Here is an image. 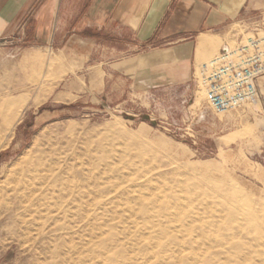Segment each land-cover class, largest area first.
Here are the masks:
<instances>
[{
	"label": "rangeland",
	"instance_id": "1",
	"mask_svg": "<svg viewBox=\"0 0 264 264\" xmlns=\"http://www.w3.org/2000/svg\"><path fill=\"white\" fill-rule=\"evenodd\" d=\"M21 38L0 37V264H264V75L218 112L156 55L96 76Z\"/></svg>",
	"mask_w": 264,
	"mask_h": 264
},
{
	"label": "crops",
	"instance_id": "2",
	"mask_svg": "<svg viewBox=\"0 0 264 264\" xmlns=\"http://www.w3.org/2000/svg\"><path fill=\"white\" fill-rule=\"evenodd\" d=\"M257 12L264 14V0H0V37L25 38L47 59L92 61L96 76L107 75V64L110 76L127 75L156 55L153 68L173 62L171 81L181 84L218 47L217 37Z\"/></svg>",
	"mask_w": 264,
	"mask_h": 264
},
{
	"label": "built area",
	"instance_id": "3",
	"mask_svg": "<svg viewBox=\"0 0 264 264\" xmlns=\"http://www.w3.org/2000/svg\"><path fill=\"white\" fill-rule=\"evenodd\" d=\"M263 75L264 32H255L233 45L224 41L214 57L196 68L194 81L207 107L225 112L257 102L258 79Z\"/></svg>",
	"mask_w": 264,
	"mask_h": 264
},
{
	"label": "bare ground",
	"instance_id": "4",
	"mask_svg": "<svg viewBox=\"0 0 264 264\" xmlns=\"http://www.w3.org/2000/svg\"><path fill=\"white\" fill-rule=\"evenodd\" d=\"M11 180H12V178H11ZM24 181H25V180H24ZM19 183H20V181H19ZM44 183H45V182H44ZM31 184H32V183H31ZM28 188H29V187H28ZM23 189H24V188H23ZM25 194H26V193H25ZM6 195H7V193H6ZM9 196H10V195H9ZM19 196H20V195H19ZM127 196H128V195H127ZM29 197H30V196H29ZM29 197H28V198H29ZM9 198H10V197H9Z\"/></svg>",
	"mask_w": 264,
	"mask_h": 264
}]
</instances>
